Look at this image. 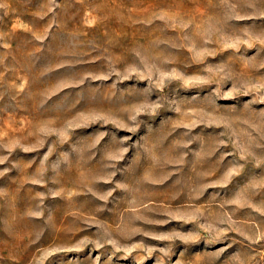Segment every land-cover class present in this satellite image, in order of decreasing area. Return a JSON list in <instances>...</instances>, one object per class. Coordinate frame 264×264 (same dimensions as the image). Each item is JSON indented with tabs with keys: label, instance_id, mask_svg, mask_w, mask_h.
Segmentation results:
<instances>
[{
	"label": "rangeland",
	"instance_id": "374dc122",
	"mask_svg": "<svg viewBox=\"0 0 264 264\" xmlns=\"http://www.w3.org/2000/svg\"><path fill=\"white\" fill-rule=\"evenodd\" d=\"M0 264H264V0H0Z\"/></svg>",
	"mask_w": 264,
	"mask_h": 264
}]
</instances>
